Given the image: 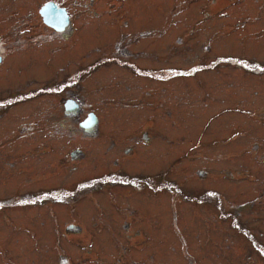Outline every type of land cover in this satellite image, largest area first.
I'll return each instance as SVG.
<instances>
[{"label": "rangeland", "instance_id": "obj_1", "mask_svg": "<svg viewBox=\"0 0 264 264\" xmlns=\"http://www.w3.org/2000/svg\"><path fill=\"white\" fill-rule=\"evenodd\" d=\"M43 1L0 0V36L26 38L15 57L39 54L48 69L1 68L0 264H264V0H142V20L140 0H63L78 21L90 6L103 13L95 19L119 12L120 24L108 45L82 39L55 65L79 43L43 28ZM168 7L174 35L143 33L164 26L153 18ZM82 22L78 40L100 27ZM120 38L129 60L103 57ZM221 55L239 60L215 62ZM173 67L194 72L145 76ZM79 68L74 87L103 119L94 136L62 121V97L49 89ZM121 167L155 175L152 186L166 179L169 190L83 185ZM58 187L63 202L37 195Z\"/></svg>", "mask_w": 264, "mask_h": 264}, {"label": "flooded vegetation", "instance_id": "obj_2", "mask_svg": "<svg viewBox=\"0 0 264 264\" xmlns=\"http://www.w3.org/2000/svg\"><path fill=\"white\" fill-rule=\"evenodd\" d=\"M45 1H47V0H45ZM45 1H43L42 3H44ZM53 1L56 2V4L58 6L64 7L65 11L60 16H65V17H67V19L65 17H63V21L60 24H58L59 26L62 25V29H56L53 26H50L47 22L43 21V19L41 17V21L43 22V25H44L43 28L48 30L50 36H52V37L59 35V36H61V38L65 39L66 41L68 40L66 38L70 37V41L71 40H77L79 45L75 44L72 47L71 46L72 44H71L70 48H72V51L69 50L70 52L63 54V55L58 54L60 57L57 60H54L53 62H51L52 65H55V64L61 62L60 58H62L63 56L73 55L74 53H72V52L75 49L81 48L82 39L84 40V43L86 45H89V46L94 41H100V42L108 45L109 38H110L109 35L111 33H114L115 25L120 24L117 22L116 16H115V14L119 13L117 11L115 13H112L111 17H105L104 16L101 19H95L91 15H100L103 13L98 12V10H96V12H95L92 9V7L88 6L89 7L88 11H86V12L81 11L80 12V15L78 17V19H80V21H78L76 16L74 15V13L77 9H75V10L71 9L68 6V3H66L65 1H64L65 2L64 3L63 0H62V2H59V0H53ZM40 5L39 6L37 5V6L40 8ZM237 6L239 8L241 5H237ZM142 7H144V5H142V0H140V10L138 13H139V19H141V20H142ZM231 7H232V5H231ZM163 9H164V7H163ZM166 9H169L170 12L162 11V12H160L161 16L158 18H156V17L153 18L154 16H150L153 18V22H155L156 20H159V21L161 20V23L157 26H161V25H163V23H165L163 27L155 29V30H147L145 32L142 31L145 34H163V33H165L163 36L164 38L161 39L162 40L161 42H164L163 40H167V38H166L167 35H169V34L174 35L173 30H171L172 27L168 26V24H171L172 22L166 23L165 19H164V14H168L169 16L172 15L171 17H173V15H175L177 13L172 12L173 9L171 7H168ZM111 11L112 10H109L108 13H110ZM136 12L137 11H135L133 13H136ZM157 12H159V11H157ZM87 15H90V17H87ZM85 18H89L92 21H97V23L100 25V27L97 28L96 30L88 32L84 35H82V33H81L80 35H82V36H80L79 40L77 38L75 39V36L79 35L80 29L83 28L84 24L82 21ZM187 19H189V18H187ZM180 21H182V20H180ZM193 22L194 21H192V23ZM183 26H192V24L188 23V21H187L186 25H185V23L183 21L182 23H180V28ZM87 28L88 27H86V29ZM28 29L30 30L31 27L28 26ZM19 31H21V29H19ZM12 36H13L12 31L9 34V36L6 35V38L0 36V73H2L1 68L4 70L5 73H8L10 71L11 73L16 74V71L18 70V72L22 73V75L25 74V72H26L25 68L26 67H28L29 70H33L35 66L37 67L38 70H48V69H46L47 66H43L42 64H40V62H42L44 59H40L39 54L35 55L33 52L26 51L22 55L21 59H18V57H15V55L13 53V48L19 46V45H16L15 43H19L21 46H25L26 44H28V40L24 37H21V38L17 37L14 40H12ZM38 38H39L38 39L39 41H43V39L46 40L45 37H43V38L38 37ZM154 39H152V40H154ZM180 39L181 38H179L178 40H180ZM36 41H37V38H36ZM154 41L157 42L156 40H154ZM116 45H119V47L118 46L116 47L118 50V51H116L117 53L106 55L103 57H108V59L110 61L114 60L115 62L128 61L129 59L127 58V56H129V54H131V52L129 51L128 47L122 46V39L121 38L117 40L115 46ZM9 52H11L10 53L11 55H9V57H8ZM81 57H83V56H81ZM34 58H36L37 62H33ZM229 59H232V60L238 59L239 60V58H234V57L232 58L231 56L229 57V56L221 55V56H217L216 60H214V61L220 62L221 64H225V63L228 64L230 62ZM82 62H83V59L81 60V63ZM11 64H13L12 67H11ZM69 64H70L69 65L70 67L76 65V63H74L72 61ZM239 64H241V63H239ZM16 65H17V67H16ZM6 67H9V68L5 69ZM173 68L175 71L164 70V71L156 72L158 74L145 75V76L150 77V78H154L157 80L165 81V80H168V79L174 77L173 74L178 73V72L182 76H185V75H188L189 73L194 72V71H186V70L176 69L175 67H173ZM209 68H214V67L210 66ZM84 71H85V69H82V68L75 70L73 73H70L67 75V77L61 82L62 84H59L57 86L50 84L49 89H52V91L60 94V97H62V99H60V102H61L60 107H62V111H63L62 121H65L66 119L71 120L75 123V125H76L77 129L80 131V133L84 134L85 136H94L97 132L99 121H100V125H101V122H103V119L101 121V119L99 117H97L98 115H96V113L92 109L88 108L87 102L84 101L83 97H82L83 96L81 93L82 88L76 89L74 87L75 85H80V78L82 77V74ZM212 72H214V73H225L224 71H212ZM145 74H149V72H145ZM49 89H47V90H49ZM28 92H30V91H28ZM0 102L4 103V101H0ZM89 113L95 114L96 117L87 118ZM208 114L211 115L210 111H208L206 115H208ZM88 126H95V127L93 128L92 131L86 132L85 127H88ZM141 137H142L143 142H145V140L148 141V139H149V136L147 135V133L141 134ZM131 148L134 149L132 145H128L125 147V149L123 148L124 149L123 151L126 154L127 153L126 151H128ZM75 149H77V148H75ZM71 156H73V155L71 154ZM73 158H74V156H73ZM95 168H100V167L95 166ZM121 168H122V170L109 171V172H114V173H110V174L108 172H106L104 174H100V173L95 174V175L91 176V178L89 179L88 182H84L83 185L85 187H88V186L93 185L94 183L96 185L116 184V185H127V186L135 188V189H142V183H144L145 185L146 184L150 185L151 184L150 180L154 179L152 176L156 177L155 175L150 176V174H142V172L140 170L132 172L125 167H121ZM198 174H200L202 177H204L203 176L204 172L202 170H198ZM164 181L167 182L166 179H162V180L158 181L159 185H157V186L153 185L152 186V184H151L150 188L155 189V190L156 189L169 190L168 185L165 184ZM77 189H79V187H77ZM51 191L52 192H49V195H52V196H49V195L44 196V193L43 194H37V195L42 196L43 201H48L49 199H51L52 202H63L66 199H68L67 196L64 198L61 197V194H63V195L66 194L65 189L62 191L61 187L54 188ZM126 192H128V191L126 190ZM206 192H208L207 188L205 190V193ZM128 204H129L128 206H131V208H135L134 205L136 203L134 204V202L131 201V202H128ZM128 206H127V208L130 209ZM137 208H139V207H137ZM134 211H135V209L132 210V212H134ZM219 211L225 213V209L223 208V205H221V209ZM68 227H74V228L78 229L79 225L76 223H73V222H69ZM71 230H75V229L71 228ZM261 248L264 249V246H261ZM261 253H263V252H261Z\"/></svg>", "mask_w": 264, "mask_h": 264}, {"label": "water", "instance_id": "obj_3", "mask_svg": "<svg viewBox=\"0 0 264 264\" xmlns=\"http://www.w3.org/2000/svg\"><path fill=\"white\" fill-rule=\"evenodd\" d=\"M39 11L42 15V19L45 22L53 25L57 29H62V25L59 26L58 24H60L63 21V18L61 19L60 15H62V13L65 11L64 7L58 6L53 1H47L40 7ZM55 11H57V14L55 13ZM54 15H57L55 18L56 20L52 18V16ZM92 117H96V115L93 113H89V115L87 116V118H92Z\"/></svg>", "mask_w": 264, "mask_h": 264}, {"label": "bare ground", "instance_id": "obj_4", "mask_svg": "<svg viewBox=\"0 0 264 264\" xmlns=\"http://www.w3.org/2000/svg\"><path fill=\"white\" fill-rule=\"evenodd\" d=\"M56 16H57V15H54V16H52V18L55 19ZM60 17H61V19H62V18L65 17V16H60ZM65 18L67 19V17H65ZM61 19H60V20H61ZM55 20H56V19H55ZM60 20H59V21H60ZM67 21H68V20H67ZM56 22H57V21H56ZM48 24H49V23H48ZM57 24H58V23H57ZM49 25H50V26H53V25H51V24H49ZM53 27H54V26H53ZM54 28H55V27H54ZM56 29H57V28H56ZM94 127H95V126H88V127H85V131H86V132H88V131H92ZM72 155H73V154H72Z\"/></svg>", "mask_w": 264, "mask_h": 264}, {"label": "snow or ice", "instance_id": "obj_5", "mask_svg": "<svg viewBox=\"0 0 264 264\" xmlns=\"http://www.w3.org/2000/svg\"><path fill=\"white\" fill-rule=\"evenodd\" d=\"M21 203H24V201H21Z\"/></svg>", "mask_w": 264, "mask_h": 264}, {"label": "trees", "instance_id": "obj_6", "mask_svg": "<svg viewBox=\"0 0 264 264\" xmlns=\"http://www.w3.org/2000/svg\"><path fill=\"white\" fill-rule=\"evenodd\" d=\"M0 206H2V205L0 204Z\"/></svg>", "mask_w": 264, "mask_h": 264}]
</instances>
